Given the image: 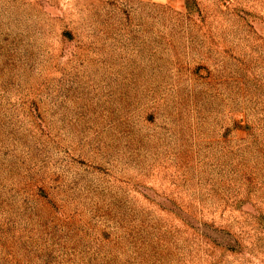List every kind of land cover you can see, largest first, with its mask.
<instances>
[{
    "label": "rangeland",
    "instance_id": "1",
    "mask_svg": "<svg viewBox=\"0 0 264 264\" xmlns=\"http://www.w3.org/2000/svg\"><path fill=\"white\" fill-rule=\"evenodd\" d=\"M0 264H264V0H0Z\"/></svg>",
    "mask_w": 264,
    "mask_h": 264
}]
</instances>
